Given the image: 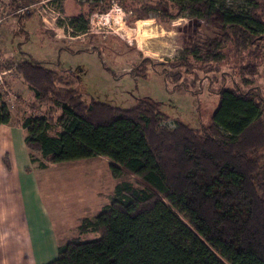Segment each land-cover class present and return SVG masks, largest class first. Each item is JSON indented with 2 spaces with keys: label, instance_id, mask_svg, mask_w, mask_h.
Wrapping results in <instances>:
<instances>
[{
  "label": "trees",
  "instance_id": "trees-1",
  "mask_svg": "<svg viewBox=\"0 0 264 264\" xmlns=\"http://www.w3.org/2000/svg\"><path fill=\"white\" fill-rule=\"evenodd\" d=\"M111 1L79 0L85 10L69 26L85 33L90 15L106 13ZM115 1L135 20L150 14L162 22L206 20L218 11L221 41L237 54L264 41V0ZM34 2L0 0V18L20 10L19 23L33 13ZM222 59L219 48H195L168 64L176 72L163 67L158 73L176 85L180 70L188 74L196 63ZM1 65L21 79L31 103L46 105L43 116L14 119L0 92V125L24 130L35 168L101 157L114 180L132 177L114 185L94 217L78 220L77 235L46 264H264V99L258 92L220 87L207 125L195 129L175 121L169 129L168 117L153 103L121 110L86 102L42 62ZM246 67L243 75L255 73ZM3 162L9 168L6 157ZM86 235L92 237L82 239Z\"/></svg>",
  "mask_w": 264,
  "mask_h": 264
},
{
  "label": "rangeland",
  "instance_id": "rangeland-1",
  "mask_svg": "<svg viewBox=\"0 0 264 264\" xmlns=\"http://www.w3.org/2000/svg\"><path fill=\"white\" fill-rule=\"evenodd\" d=\"M78 1L35 0L29 7L33 13L19 24L15 12L20 10L10 15L4 12L0 18V40L7 52L17 60L30 58L56 70L68 83L67 89L75 90L86 102L104 103L121 110L139 101L153 103L168 117L165 124L169 129L175 121L195 129L207 125L217 106L220 87L252 88L264 99V41L257 48L234 53L221 41L223 23L218 11L206 20L173 17L162 22L152 14L147 19L135 20L112 0L106 13L90 15L86 32L80 34L69 26L70 18L85 10L78 6ZM156 1L150 0L152 4ZM155 15L161 17L162 13ZM201 47L219 48L223 59L207 66L196 63L188 74L180 70L181 78L176 85L158 73L163 67L176 72L168 64L186 51ZM2 65L0 69L6 70ZM243 66H247L246 71L255 69V73L243 75L240 71ZM7 76L2 77L3 82ZM244 80L250 85H244ZM184 85L195 95L185 91ZM5 87L0 86L4 96L11 91ZM27 92L19 96L20 101L7 94V105L14 119L45 114L46 105L31 103V94ZM51 167L73 171L53 178L49 190L57 195L58 208L66 206L75 210L87 201L107 204L106 196L112 194L117 182L132 180L127 176L114 180L109 161L101 157L47 168ZM65 228L61 237L70 239L77 235L71 225ZM91 237L86 235L82 239Z\"/></svg>",
  "mask_w": 264,
  "mask_h": 264
},
{
  "label": "crops",
  "instance_id": "crops-1",
  "mask_svg": "<svg viewBox=\"0 0 264 264\" xmlns=\"http://www.w3.org/2000/svg\"><path fill=\"white\" fill-rule=\"evenodd\" d=\"M7 51L0 40V61H19ZM7 71L4 87H8L15 97L25 96L28 90L21 79L15 77L10 69ZM24 136L20 126L0 125V264L50 262L46 258L54 259L58 247L69 240L61 237L65 225L75 229L80 218H92L106 205L105 202L87 201L75 210L66 206L56 207L57 195L49 190L54 183L53 178L73 171L33 167ZM5 157L9 168L4 165Z\"/></svg>",
  "mask_w": 264,
  "mask_h": 264
},
{
  "label": "built area",
  "instance_id": "built-area-1",
  "mask_svg": "<svg viewBox=\"0 0 264 264\" xmlns=\"http://www.w3.org/2000/svg\"><path fill=\"white\" fill-rule=\"evenodd\" d=\"M0 66H1V61H0ZM8 69H6V70H1L0 69V86H2L3 87V85H4V82H3V79H2V77H4L5 75H7L8 73H9V71H7ZM9 96L11 95L12 96V94L10 93V92H8L7 93Z\"/></svg>",
  "mask_w": 264,
  "mask_h": 264
}]
</instances>
